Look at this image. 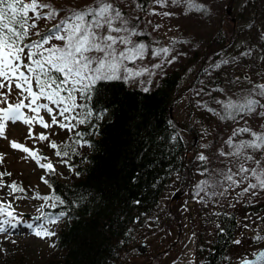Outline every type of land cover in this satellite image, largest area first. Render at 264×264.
I'll list each match as a JSON object with an SVG mask.
<instances>
[{
	"label": "trees",
	"instance_id": "obj_1",
	"mask_svg": "<svg viewBox=\"0 0 264 264\" xmlns=\"http://www.w3.org/2000/svg\"><path fill=\"white\" fill-rule=\"evenodd\" d=\"M135 1L147 5L152 0ZM234 2L227 0L225 4L230 8ZM227 18L230 20L228 14ZM234 35L233 23L220 26L196 58L195 73L200 74L210 59L218 62ZM185 71L186 66H180L164 74L148 93L129 82L98 84L101 91L93 93L89 106L94 114L105 107L108 111L98 121V131L85 136L92 146L77 148L79 154L70 156L69 163L74 166L71 171H59L55 159L60 162L47 141L43 148L40 146L41 154L56 167L55 174L46 176L52 184L49 194L61 196L65 204L56 209L68 215L60 222L52 250L39 264H137L130 258L133 253L138 252L139 257L148 254L136 249L141 240L150 251L152 248L151 253L156 252L152 257L155 260L175 246L168 238L173 228L183 229L184 215L190 217L187 200L192 198L197 180L194 142L201 134L195 122L205 121L210 127L213 121L212 116L208 118L209 112L194 103L196 76L189 86L180 88ZM184 98L185 116L180 120L175 111ZM77 130L87 132L88 126L81 125ZM55 133L50 139L58 143L72 135ZM174 133L179 135L171 139ZM169 190L189 198L181 196L176 201L170 197L162 209ZM201 215L199 210L198 218ZM250 221H255L252 225H257V234L264 235V199L246 200L228 214L221 212L207 242L201 245L202 234L198 235L196 264H237L246 254L258 251L264 241L246 236L243 225H250ZM234 240L242 242L236 245ZM1 264L24 263L7 257Z\"/></svg>",
	"mask_w": 264,
	"mask_h": 264
},
{
	"label": "snow or ice",
	"instance_id": "obj_2",
	"mask_svg": "<svg viewBox=\"0 0 264 264\" xmlns=\"http://www.w3.org/2000/svg\"><path fill=\"white\" fill-rule=\"evenodd\" d=\"M152 2L161 8L166 5L183 6L181 14L184 15L197 13L207 17L211 11L207 5L199 3L198 0H152ZM139 7L143 8L144 5L140 4ZM160 14L164 17L174 15L170 11H163ZM57 18H59L58 22L45 31H33L38 28L39 21H53ZM136 19L138 21L139 18ZM159 27L160 25L156 24L153 30ZM141 35L142 31L138 30V23H130L112 0H93L91 4L69 9L63 16L60 10L44 0H0V139L8 140L12 150L24 154L22 159H30L44 171L41 182L48 189H52V184L46 176L56 173L54 163L49 157L41 154L35 143L32 147H28L26 142L9 140L7 136L9 126L17 123L25 125L28 130L25 141H47L48 148L53 151L55 157L71 171L74 166L69 163L70 156L79 154L77 148L92 146L85 136L93 135L98 131V121L103 120L108 111L105 107L94 114L93 107L89 106L93 93L101 91L97 85L113 81L127 83L145 74H152L148 67L133 69L128 66L145 57V44L133 40V37ZM53 41L62 43L56 44ZM171 42H177L176 38L174 37ZM171 52L172 49L168 46L151 49L154 58H162L160 63L151 67L159 69L164 63H174L175 56L167 59ZM249 54L251 50L241 53V55ZM229 63V60L214 62L212 67L219 69L221 64ZM141 83L152 82L148 80ZM249 84L247 92L237 99L213 97L220 110L210 107L207 110L219 116L221 120L232 121L237 117L243 118L250 113H257L258 109L264 110V103H261V99H264V83L249 81ZM149 90L146 86L142 88L144 93H148ZM197 95L200 93L198 92ZM44 114L50 118V122L46 120ZM258 115L264 117V111H260ZM81 125H87L88 131H78ZM36 126L45 131L36 133L34 131ZM52 128H59L72 135L58 143L50 139L51 135L58 134L47 131ZM244 134L250 135L251 138L234 143L235 137ZM178 135L174 133L170 138L176 139ZM224 144L229 151L221 150L219 155L235 157L239 164L235 171L228 168L226 172L210 171L207 167L201 168L198 174L208 178L194 185L191 195L197 198L198 202H203L205 196L209 199L217 195L223 196L230 188L239 187L245 181L255 182H249L238 195L250 191L252 195H256L253 191L256 189L264 191V167H261L260 160L248 154V150L257 152L264 150V131H254L250 127L234 128ZM201 147L206 148L207 145ZM5 155L6 153L0 152V164H3ZM196 159L201 164L210 163L209 157L204 153H199ZM254 159L256 167L245 166ZM11 176V172L0 171V191L7 189L8 195L13 200H21L24 197L18 194L25 193L27 189L14 180L6 183L4 178ZM237 176L240 177L239 180L235 178ZM225 183L228 187H224ZM219 189L223 191H218ZM31 198L43 202L41 208L37 209L40 213L37 219L44 222L34 229V235L40 239H51L56 233L49 226L56 225L68 213L59 211L55 215L46 217L43 208L50 206L55 209L58 205L63 206L65 201L55 193L44 195L36 193ZM0 217H3L0 219V234L7 232L6 225L14 228L19 222L13 203L2 196H0ZM26 227L33 229L32 224H27ZM243 227L248 228L249 225L245 223ZM252 239L261 242L264 241V235L257 234ZM241 242V240L233 241L236 245ZM238 264H264V249L246 254L238 260Z\"/></svg>",
	"mask_w": 264,
	"mask_h": 264
},
{
	"label": "rangeland",
	"instance_id": "obj_3",
	"mask_svg": "<svg viewBox=\"0 0 264 264\" xmlns=\"http://www.w3.org/2000/svg\"><path fill=\"white\" fill-rule=\"evenodd\" d=\"M226 1L198 0L199 3H204L211 9L209 16L202 17L197 13L181 14L183 6L166 5L164 8H161L151 1L141 8L139 7L140 3L135 0H112L114 5L119 7L125 14L130 23H138V30L142 31V35L140 37H133V40H139L146 46L144 59L137 60L135 64H129L128 66L133 69L148 67L152 73L137 77L135 79L136 82L134 80L128 81L129 85L141 89L146 86L151 89L158 84L164 74L172 72L180 66H186L180 88L189 86L193 80V76H196L195 89L193 91L194 103L198 108L209 112L207 110L209 107L217 111L220 110V106L215 104L213 97L216 99H227L229 97L237 99L247 92L250 87L249 81L264 83V36H262V33H264V0H235L230 8L225 4ZM44 2L50 3L54 8L60 10L61 16H63L69 9L83 7L93 3V0H44ZM228 10L231 12L230 20H228L226 14ZM163 11H170L174 15L164 17L160 14ZM153 12L156 14L152 15ZM137 17L139 18L138 21ZM231 18H234V40L227 46L222 58L216 62L220 63L223 60H229L230 63L228 65L221 64V68L216 69L212 67L214 61L210 59L200 74L195 73L198 62L196 58L203 53L205 42L213 36L220 26H231L233 23ZM58 19L53 21L41 20L38 23V28L33 31L43 32L58 22ZM156 24H159L160 27L153 30ZM174 37L177 42L172 43L171 41ZM185 40L188 43H182ZM53 43L60 44L62 42L53 41ZM163 46H168L172 49L167 59L175 56V62L172 64L164 63L161 68L154 69L151 65L160 63L162 58H154L151 55V49H158ZM249 50H251V54L241 55V53H246ZM148 80L152 83H141V81ZM198 92L200 95H197ZM257 99L260 98L257 97ZM261 103H264V99H261ZM185 104L186 100L184 98L180 101L177 111H175L176 117L180 120H183L185 116L182 111ZM201 105H205L206 107H202ZM260 111L264 110L258 109L257 113H250L243 118L237 117L235 121L228 119L221 120L219 116L209 112L208 118L213 117L210 127L205 124V121L202 124L198 123V121L195 122V127L198 128L201 135H197L195 139L194 156L196 158L199 153H204L210 160V163L205 162L204 164L197 161L199 167L197 169L195 184L202 179L208 178L198 174L203 167H207L210 171L226 172L228 168H232L233 171L236 170L239 161L235 157H221L219 151H229L224 141L232 134L234 128L250 127L254 131H264V117L258 115ZM44 115L46 120L50 122V118L46 114ZM27 131L25 125L17 123L16 125L9 126L7 136L9 140H15L20 143L26 142V146L28 147H32L33 143H35L36 147L41 151L40 146L43 148L44 142L25 141ZM34 131L40 133L45 130L36 126ZM47 131L55 133L61 130L59 128H52ZM61 132L65 133V131ZM50 137H55V135H51ZM250 138V135L244 134L235 137L234 143L239 142L241 139ZM202 145H207V147L202 148ZM0 152L6 153L3 164H0V171L12 173L11 177L4 178L5 182L10 183L14 180L27 189L25 193L18 194L23 195L24 198L21 200H13L8 195L7 189L0 191V196L13 203L14 211L19 221L14 228L6 225L7 232L0 234V264L7 257H12L13 260L24 264H39L52 250L53 246L50 245H53L56 239V235L51 239H40L34 235V229L44 222L41 219H37L40 215L37 209L41 208L43 202L34 200L31 197L36 193H40L41 195L49 194L48 187L41 182V176L44 175V171L37 167L30 159H22L24 154L12 150L8 145V140L0 139ZM248 154L260 160L261 167H264V150L259 152L248 150ZM255 159L249 161L245 166L249 168L256 167ZM55 161L59 171H68V167L58 163L56 159ZM235 178L237 180L240 179L239 176ZM249 182L254 183L255 181H245L239 187L230 188L223 196L217 195L211 199L205 196L203 202H198L197 198L191 196L192 198L187 200L190 217L184 215L182 217L183 229L179 228V226L178 229L177 227L173 228L168 238L170 242L174 240L175 246L164 250V254L155 260L152 257L156 252L151 253L152 248L150 251L146 243L141 240L138 242V245L145 243V253H148L147 256L141 255L139 257V253L136 252L130 258L138 262L137 264H196L199 261V258L197 259L196 257L198 235L202 234L201 245H203V242H207V238L217 226L216 221L221 212L228 214L233 209L241 206L246 200L256 201L264 199V191H260L259 189L253 190L256 192V195H252L251 191L238 195V193H242V189L247 187ZM224 187H228L227 183H225ZM218 191H223V189H219ZM174 193L175 190L168 191V197L165 196L166 198L164 197L162 200V209L167 205V201ZM181 196L178 193L176 201L182 198H189L187 195L182 196V198ZM199 210L202 212V215L198 218ZM209 210L212 211V214ZM43 212L47 217L55 215L59 211L56 208L53 209L50 206H45ZM161 213L159 212V214ZM0 219H3V217H0ZM60 222L56 225H50V229L57 233ZM27 224H32L33 229L27 228ZM249 224L251 226L249 225L246 228V236L257 235V225L253 226L252 221ZM253 229H256V231H253ZM147 240H152V237L149 236ZM151 259H154V262Z\"/></svg>",
	"mask_w": 264,
	"mask_h": 264
},
{
	"label": "water",
	"instance_id": "obj_4",
	"mask_svg": "<svg viewBox=\"0 0 264 264\" xmlns=\"http://www.w3.org/2000/svg\"><path fill=\"white\" fill-rule=\"evenodd\" d=\"M227 14L229 15V16H231L230 14H231V12H230V10H228L227 11ZM231 20H232V22H233V24H234V18H231ZM173 199H178V193L177 192H175L174 194H173V196H172V200ZM260 249H264V246H262ZM259 249V250H260ZM137 250L140 252V254H144L145 253V243H140L138 246H137ZM238 264V263H237Z\"/></svg>",
	"mask_w": 264,
	"mask_h": 264
},
{
	"label": "flooded vegetation",
	"instance_id": "obj_5",
	"mask_svg": "<svg viewBox=\"0 0 264 264\" xmlns=\"http://www.w3.org/2000/svg\"><path fill=\"white\" fill-rule=\"evenodd\" d=\"M174 200V199H173ZM136 249H137V247H136Z\"/></svg>",
	"mask_w": 264,
	"mask_h": 264
}]
</instances>
